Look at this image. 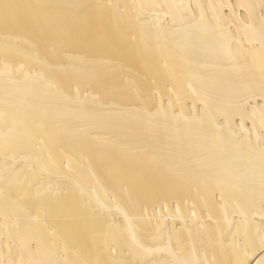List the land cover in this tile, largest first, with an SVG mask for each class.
<instances>
[{
    "label": "bare ground",
    "instance_id": "bare-ground-1",
    "mask_svg": "<svg viewBox=\"0 0 264 264\" xmlns=\"http://www.w3.org/2000/svg\"><path fill=\"white\" fill-rule=\"evenodd\" d=\"M0 264H264V0H0Z\"/></svg>",
    "mask_w": 264,
    "mask_h": 264
}]
</instances>
